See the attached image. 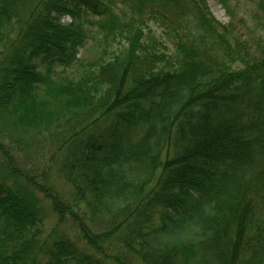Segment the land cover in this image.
<instances>
[{
	"label": "trees",
	"instance_id": "obj_1",
	"mask_svg": "<svg viewBox=\"0 0 264 264\" xmlns=\"http://www.w3.org/2000/svg\"><path fill=\"white\" fill-rule=\"evenodd\" d=\"M0 264H264V36L207 0H0Z\"/></svg>",
	"mask_w": 264,
	"mask_h": 264
},
{
	"label": "rangeland",
	"instance_id": "obj_2",
	"mask_svg": "<svg viewBox=\"0 0 264 264\" xmlns=\"http://www.w3.org/2000/svg\"><path fill=\"white\" fill-rule=\"evenodd\" d=\"M232 1V10L234 16H231L229 12L223 7L220 0H207L210 11L212 15L222 24L228 25L232 24L237 31L244 32L245 34H250V32L256 30L257 35L264 36V0H231ZM68 17L64 18V22H69ZM150 27L153 32V37L159 42L161 52H165L168 55H173V50H175L174 45H166L167 36L164 28H158L153 22H151ZM88 29L92 31V37L89 40L87 46L82 49L81 56L85 59H96L95 54L100 51V47L96 46V37L100 40L101 35L97 26H89ZM254 29V30H253ZM259 33V34H258ZM258 37V36H256ZM125 45V44H124ZM167 47V48H166ZM118 47L115 46L113 49L116 50ZM85 59H83L85 61ZM160 66H165L164 63H159ZM74 70H69V73H74ZM41 163V156L38 157L35 161H32L34 166H38ZM59 188H63L64 183H61ZM67 191V187L65 189ZM57 223V218L54 215H51L48 221L46 222V229L49 231ZM72 234L73 231L71 230Z\"/></svg>",
	"mask_w": 264,
	"mask_h": 264
}]
</instances>
